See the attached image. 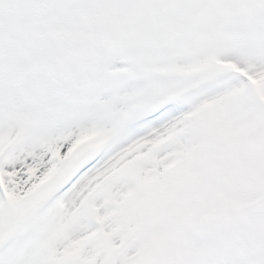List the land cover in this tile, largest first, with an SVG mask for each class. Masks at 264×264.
<instances>
[{
    "label": "snow or ice",
    "instance_id": "snow-or-ice-1",
    "mask_svg": "<svg viewBox=\"0 0 264 264\" xmlns=\"http://www.w3.org/2000/svg\"><path fill=\"white\" fill-rule=\"evenodd\" d=\"M0 264H264V0H0Z\"/></svg>",
    "mask_w": 264,
    "mask_h": 264
}]
</instances>
